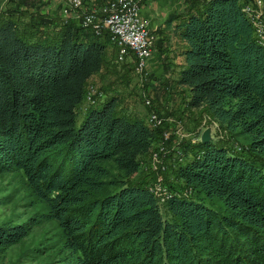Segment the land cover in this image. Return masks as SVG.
Segmentation results:
<instances>
[{"label":"trees","instance_id":"1","mask_svg":"<svg viewBox=\"0 0 264 264\" xmlns=\"http://www.w3.org/2000/svg\"><path fill=\"white\" fill-rule=\"evenodd\" d=\"M185 2L165 20L183 41L172 80L186 107H203L243 143L196 139L186 158L183 139L174 175L187 192L164 185V200L148 189L154 181L130 178L143 154L166 148L163 119L151 125L109 93L92 95L76 122L112 44L106 31L74 19L54 27L57 16L37 9L0 13V172L21 170L56 220L68 250L59 264H264V44L242 9L254 1ZM27 231L28 221L0 223V251Z\"/></svg>","mask_w":264,"mask_h":264},{"label":"rangeland","instance_id":"2","mask_svg":"<svg viewBox=\"0 0 264 264\" xmlns=\"http://www.w3.org/2000/svg\"><path fill=\"white\" fill-rule=\"evenodd\" d=\"M86 1L82 0L83 7L101 5L103 2L102 0L93 4ZM181 1L183 5L186 3L185 0ZM253 1H256V9L261 10V14L255 12L252 3H245L242 9L253 21L256 41L264 44V33L260 32L264 24L263 4L261 0ZM11 8L24 19H27L29 12H34L35 9L45 13L52 9L54 13H50L57 16L54 18L56 23L54 27H57L60 20H64L59 12L58 4L50 0H28L26 4L24 2L19 5L17 0H0V13H5V10ZM139 15L148 24V20L140 12ZM76 23L80 25L79 21ZM148 28L153 35L149 56L150 65L147 61L144 72L138 73L131 57L118 58L116 48L112 44L108 45L101 70L91 75L86 81L83 98L76 107V122H79L82 117L89 100L93 101L92 95H96L95 101H100L103 95L115 93L118 97V107L129 113L143 116L150 124L151 118L148 115L151 110H147L146 105L152 103V106L157 109L155 113L166 122L167 129L163 134L166 136L170 134L169 142L166 148L163 147L160 150L157 158L155 154H143L140 157L138 171L130 178L154 181L148 185V189L156 197L158 195L155 188H150L156 187V181L163 186L166 185L171 191L177 190L184 194L185 189L182 187L181 179H177L174 175V164L183 151V139H186L189 145L185 154L186 158H190L194 150L191 148L193 144L191 141L199 139L200 132L205 127H209L212 139L222 142L230 141L232 144L241 146L243 141L239 136L236 137L223 126L218 125L203 107H186L184 101L188 95L187 91L172 80L176 76L177 69L182 65V55L179 51L183 41L172 32L171 27H168L167 31L158 32L152 30L149 24ZM155 53H157L156 56ZM163 86L164 90H162ZM155 145L153 149L156 148ZM166 196H168L167 190ZM46 211L45 203L31 192L21 170L11 169L0 172V223L13 224L28 221L27 234L17 243L0 251V264L62 263L68 250L63 246V235L56 220L48 217Z\"/></svg>","mask_w":264,"mask_h":264},{"label":"built area","instance_id":"3","mask_svg":"<svg viewBox=\"0 0 264 264\" xmlns=\"http://www.w3.org/2000/svg\"><path fill=\"white\" fill-rule=\"evenodd\" d=\"M58 4L63 21L74 19L93 33L106 31L109 40L117 48V57L122 58L130 51L134 55V68L138 73L144 72L151 51L152 33L147 21L139 15L141 0H103L101 5L83 7L82 0H50ZM256 9V1L252 3ZM261 33H264L262 24ZM90 99V97L88 96ZM89 101H92L91 99ZM148 103V101H145ZM151 124L160 122V117L153 111L148 115ZM163 146H159V151ZM155 154V153H153ZM155 188L159 200L165 196V187L156 181Z\"/></svg>","mask_w":264,"mask_h":264},{"label":"crops","instance_id":"4","mask_svg":"<svg viewBox=\"0 0 264 264\" xmlns=\"http://www.w3.org/2000/svg\"><path fill=\"white\" fill-rule=\"evenodd\" d=\"M89 2H92V0H89ZM182 2L183 1L181 0H142L139 6V12L148 20L149 27L152 30H154L155 32L162 30L167 31V28L171 27L173 23L167 24L165 23V20L173 11L181 9V7L183 6ZM52 9H49V11L52 12ZM156 54L157 53H155V56ZM150 61L151 59L149 57L148 63Z\"/></svg>","mask_w":264,"mask_h":264},{"label":"water","instance_id":"5","mask_svg":"<svg viewBox=\"0 0 264 264\" xmlns=\"http://www.w3.org/2000/svg\"><path fill=\"white\" fill-rule=\"evenodd\" d=\"M210 138L209 127H205L199 135V140L204 142Z\"/></svg>","mask_w":264,"mask_h":264},{"label":"bare ground","instance_id":"6","mask_svg":"<svg viewBox=\"0 0 264 264\" xmlns=\"http://www.w3.org/2000/svg\"><path fill=\"white\" fill-rule=\"evenodd\" d=\"M255 12H256V10H255ZM258 14H261V10H259V12H257ZM261 34H263V33H261ZM166 188H165V196L163 197V198H161L160 200H162V199H164L165 197H166ZM156 191V190H155Z\"/></svg>","mask_w":264,"mask_h":264}]
</instances>
